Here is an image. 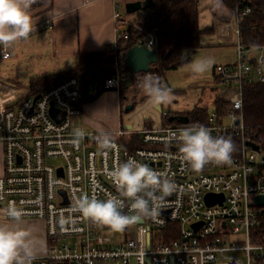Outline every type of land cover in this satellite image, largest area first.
Listing matches in <instances>:
<instances>
[{
	"label": "built area",
	"instance_id": "2783aa9c",
	"mask_svg": "<svg viewBox=\"0 0 264 264\" xmlns=\"http://www.w3.org/2000/svg\"><path fill=\"white\" fill-rule=\"evenodd\" d=\"M127 1L114 0L113 22L117 36L111 48L119 36H128L129 26L138 28L134 22L137 11L127 12ZM249 10L246 7L241 13ZM234 15L236 59L231 64L214 67L221 82L236 85L234 96L227 100L225 108L227 124L217 121V110L210 113L206 124L189 120L165 123L164 112L151 103L158 114L141 112L139 126H130V111H126L124 125L99 132L74 122L82 113L77 76H69L37 92L0 83V219H7L4 210L14 204L23 208V217L44 221L46 249L35 253L32 264H102L107 261L264 264L261 206L253 203L255 195L264 193V147L246 128L243 101L239 98V87L243 83L264 81V53L262 51L254 60L246 57L239 39L237 10ZM33 27L31 34L51 29L53 19L33 24ZM144 38L148 47L156 49L153 30ZM9 55L7 47L0 45V59ZM156 76L152 70L134 72V85L158 83ZM124 80L116 73L106 78L100 88L119 91ZM50 108L58 112L59 119L51 114ZM199 126L206 127L213 137H221L230 129L235 131L240 144L230 164L209 163L196 172L183 160L180 144L170 142V136ZM76 129L85 132L78 146L73 144ZM102 135L111 138V148L99 147ZM134 135L138 144L122 145L120 137H127L123 142L128 143ZM247 141L258 147L249 146ZM129 158L175 183L177 191L166 198L158 215L138 219L124 231L113 232L71 211L75 197L88 195L101 200L119 197L109 173ZM53 159L57 162H52ZM209 192L222 193L223 200L208 203L205 195ZM123 211L133 215L127 207ZM170 223L173 224L168 226ZM194 223L199 224L195 227Z\"/></svg>",
	"mask_w": 264,
	"mask_h": 264
},
{
	"label": "crops",
	"instance_id": "0c3cea01",
	"mask_svg": "<svg viewBox=\"0 0 264 264\" xmlns=\"http://www.w3.org/2000/svg\"><path fill=\"white\" fill-rule=\"evenodd\" d=\"M113 10L114 0H35L29 9L33 24H39L51 18L53 19V27L29 35L25 39V44L18 41L17 44H13L10 47H13L16 52H22V44L24 46L27 45L28 47H26L29 50L27 53L28 58L32 60L36 59L38 65L42 64L43 58H46L45 63L49 61L54 62L57 69H51V71L49 69L48 72L38 75H36L37 73H33L32 76L29 75L30 77L26 85H22L19 80L15 81L13 78H0V83L15 84L29 88L28 81L32 77L51 74L76 66L80 51H104L111 49V45L117 36L114 29ZM232 16V11L220 0H199L198 2L199 26L201 28L213 27L212 32L200 34L199 48L203 49L202 58L211 59L213 65L231 64L235 61L236 47L234 40L236 36L232 31ZM227 22H230L231 25L227 26ZM138 44L140 43L138 42ZM252 48L261 51L262 47L253 46ZM7 49L9 50V47ZM193 52L185 53L183 56L185 61L175 69L164 71L163 78L167 81L168 88L166 89L169 90L171 103L161 105V112H164L162 118L166 114V111L181 112L191 110L196 105L206 106L211 113L216 108H209L208 105L211 102L214 104V99L217 96L226 101L224 106L225 111L228 104L227 100L234 96L235 89L232 88V85L221 82L215 75V65L212 70L210 69L202 76L196 75L191 71L192 61L190 59ZM257 55H251L249 58H255ZM33 70L31 67L25 66L22 72H36ZM133 78L127 75L123 81V97L120 90L109 89L102 92L94 100L82 102V113L77 118V123L99 132L114 130L125 124L123 114L126 111H130L129 118L132 122L130 126H139L141 119L139 118L136 121L130 115L136 110H134V107L138 108L144 103H147L149 107L145 112H153L154 115H157L158 112L155 113L151 107L152 102L150 97H148V90H143V86L136 87L134 84L132 85ZM203 84L206 86H203ZM224 92L227 93L226 96H224ZM127 103H133V107L130 110L125 109ZM224 114H221L220 121L227 124L229 123V119ZM174 122L179 121L174 120ZM199 123L202 124L201 122ZM121 138L126 139L127 137L122 136ZM133 140L134 138L131 141ZM24 221L28 223L26 226L32 227L31 234L34 241L35 253L45 251L46 234L44 221L35 217H22V222ZM9 222L10 224L12 223L11 221ZM38 242H42V244L39 245L37 244ZM43 244L44 249L40 252L39 250Z\"/></svg>",
	"mask_w": 264,
	"mask_h": 264
},
{
	"label": "clouds",
	"instance_id": "9594fccd",
	"mask_svg": "<svg viewBox=\"0 0 264 264\" xmlns=\"http://www.w3.org/2000/svg\"><path fill=\"white\" fill-rule=\"evenodd\" d=\"M35 0H0V45L10 47L21 39H27L34 30L29 9ZM213 61L208 58L192 62L191 71L199 76L210 70ZM154 105L171 103L169 90L155 82L146 83ZM85 132L74 131L73 144L79 145ZM180 144L183 160L193 171H201L205 165L217 166L231 163L235 145L229 138L213 137L204 127L183 129L179 135L172 133L170 142ZM102 150L112 147L111 138L102 135L99 139ZM119 197L109 196L101 200L95 196L75 197L71 211L79 212L93 224L107 227L113 232H122L141 218L155 217L164 201L177 191L175 183L134 158L119 164L110 173ZM128 208L133 215L123 210ZM4 215L12 223H0V264H32L35 256L31 231L21 230L25 215L23 208L10 204Z\"/></svg>",
	"mask_w": 264,
	"mask_h": 264
},
{
	"label": "trees",
	"instance_id": "16d2710c",
	"mask_svg": "<svg viewBox=\"0 0 264 264\" xmlns=\"http://www.w3.org/2000/svg\"><path fill=\"white\" fill-rule=\"evenodd\" d=\"M232 13L239 15V39L246 49L253 46H264V0H220ZM154 7L139 10L134 22L138 28L129 26L128 36H119L114 48L99 51H80L76 66L51 73L32 77L28 81L29 90L37 92L60 82L69 76H77L81 87V102L94 100L105 91L100 88L104 80L118 73L121 77H133V72L126 65L127 49L138 42H143L148 31L153 30L157 41V60L150 64V69L156 72L160 82L165 70L175 69L182 64L185 53L193 52L200 46L199 36L204 32H212L213 27L201 28L198 23L199 0H154ZM249 7L247 13L241 12ZM107 54L114 56V61L106 62ZM131 81V79H129ZM126 83V82H125ZM160 85V84H159ZM124 86L120 93L123 97ZM242 114L245 126L251 130V135L260 141L264 147V81L244 83L242 86ZM215 108L219 114L224 113L226 101L220 97L214 99ZM163 116L165 123L172 122L173 114L186 115L189 121L208 123L210 114L206 106L196 105L191 110L172 112L166 111ZM134 135V141L128 146L139 143ZM229 138L239 148L240 139L233 130L221 136ZM260 221L264 225V206H261ZM170 223L168 226H171ZM175 225V224H174Z\"/></svg>",
	"mask_w": 264,
	"mask_h": 264
},
{
	"label": "rangeland",
	"instance_id": "374dc122",
	"mask_svg": "<svg viewBox=\"0 0 264 264\" xmlns=\"http://www.w3.org/2000/svg\"><path fill=\"white\" fill-rule=\"evenodd\" d=\"M231 22L233 24L232 27L236 26V20H235V16L234 15L232 16ZM19 41H21L23 44H25L26 40L25 39H21ZM235 41H236V39L234 40V42ZM17 43H18V41L15 42L14 44H17ZM23 44H22V48H21L22 52H16V51H14L13 47H9V50L11 52L10 57L7 58V59H1L0 60V78H3V79L13 78L15 81L19 80L22 85H26L27 84V80L30 77L29 75L32 76L33 73H37L36 75H38V74H42L44 72L45 73L48 72L49 69H50V71H51V69H53V70L57 69L56 65L54 64V62L52 63V62L49 61V62L45 63L46 58H43L42 64H40V65L37 64V60L36 59L32 60V59L28 58L27 57L28 56L27 53L29 52V50L27 49L28 46L26 45L27 46L26 47ZM199 47H197V48H199ZM262 47H264V46H262ZM197 48L192 53V56H191V59H190L192 62L197 60V59H201L202 58V50L203 49L199 48L197 50ZM258 52L261 53L262 49H261V51H259V49H253L252 47L250 49H248V50L246 49V55H247L248 58L251 55H257ZM231 53H233V51H231ZM228 55H230V54L228 53ZM235 59H236V56H235ZM214 65L213 64L211 65V68H210L211 70H212ZM25 66H29V67L33 68L34 69L33 71H36V72H28V71L22 72L25 69ZM156 80L159 81L158 80V76H156ZM160 81L161 82H159L158 84H160L164 88H168L167 81H165L164 78H161ZM152 82H155V81H152ZM133 84H134V81H133L132 85ZM145 85H143V90L147 89ZM203 86H206V85L203 84ZM221 88H222V86H221ZM232 88L236 89L234 87V84L232 85ZM226 95H227V93L224 92V96H226ZM208 107L209 108H212V107L214 108L215 107V103L213 104L211 102L208 105ZM148 108L149 107H148L147 103H144V104L140 105L138 108H136V110L133 113H131L130 117L134 118V120L138 121L139 118H140V115H141L140 113L147 111ZM155 113H157V111H155ZM74 122L77 123V119H75ZM77 125H80V124L77 123ZM120 141H121L122 145H128V143H124L123 142V138H121V137H120ZM52 162L55 163L57 161L55 159H53ZM1 166H2V163H1V154H0V172H1ZM0 223H9L10 224L8 219H2V218L0 219ZM22 223H23L22 225H18V227L21 230H29V231L32 230V227L26 226L28 224L26 221H24ZM37 244L40 245V244H42V242H38ZM43 249H44V244H43V246H41V249L39 251L41 252ZM102 264H121V263L120 262H115V261H107V262H104Z\"/></svg>",
	"mask_w": 264,
	"mask_h": 264
},
{
	"label": "water",
	"instance_id": "95a60500",
	"mask_svg": "<svg viewBox=\"0 0 264 264\" xmlns=\"http://www.w3.org/2000/svg\"><path fill=\"white\" fill-rule=\"evenodd\" d=\"M154 5H155L154 0H132V1H127L125 3V9L127 12H135L136 10H143L145 8L154 7ZM156 60H157L156 49L148 47L145 43H140V44L135 43L131 45L126 51V65L132 72L149 71L150 64L155 62ZM105 61L106 62L114 61V56H112L111 54L107 55L105 57ZM36 97H38V95ZM132 107H133V103H127L125 105L126 110H130ZM157 109L161 112L162 106L157 105ZM50 112L56 119H59L58 112L55 109L50 108ZM169 119L176 120L179 122H186L188 120V117L186 115L173 114L169 117ZM237 121L238 119L235 120V122ZM251 145L254 148L258 147L254 143H251ZM205 199L208 201V203H212L217 200L221 202L223 200V195L222 193L209 192L205 195ZM253 203L258 206H264V193L255 195L253 197ZM198 224L199 223H194V226L197 227Z\"/></svg>",
	"mask_w": 264,
	"mask_h": 264
},
{
	"label": "bare ground",
	"instance_id": "6f19581e",
	"mask_svg": "<svg viewBox=\"0 0 264 264\" xmlns=\"http://www.w3.org/2000/svg\"><path fill=\"white\" fill-rule=\"evenodd\" d=\"M233 15H234V13H233ZM235 16V15H234ZM233 31V30H232ZM235 34V33H234ZM236 36V35H235ZM236 39H237V37H236ZM235 43H236V41H235ZM244 46V45H243ZM244 49H245V55H246V48H245V46H244ZM262 49V51H263V53H264V47H262L261 48ZM246 57H247V55H246ZM257 57V56H256ZM255 57V58H256ZM248 58V57H247ZM249 60H254V58H248ZM215 73V72H214ZM216 75V74H215ZM262 82V81H261ZM245 83H247V82H245ZM230 85H233V83H231ZM244 85V83L242 84V86ZM234 87L236 88V85L234 84ZM236 90V89H235ZM239 98H240V100L241 101H243V92H242V87H239ZM241 108H242V105H241ZM224 113H225V111H224ZM220 116H221V114H219L218 113V118H217V121L218 122H222V121H220ZM209 117V116H208ZM204 124H206V123H204ZM230 130H233V129H230ZM235 132V131H234ZM246 144H248L249 146H252L251 145V143L250 142H246Z\"/></svg>",
	"mask_w": 264,
	"mask_h": 264
}]
</instances>
